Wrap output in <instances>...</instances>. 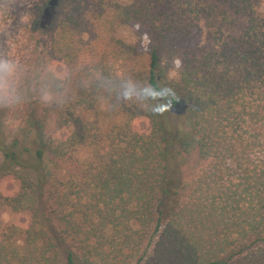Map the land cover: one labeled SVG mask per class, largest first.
<instances>
[{"label":"trees","instance_id":"obj_1","mask_svg":"<svg viewBox=\"0 0 264 264\" xmlns=\"http://www.w3.org/2000/svg\"><path fill=\"white\" fill-rule=\"evenodd\" d=\"M260 5L40 0L34 25L62 75L46 76L55 100L13 130L0 113V185L16 188L0 209L29 215L24 231L0 223V264H264ZM128 27L146 48L119 37ZM142 84L173 90L177 137L164 114L123 99ZM174 151L205 165L172 181Z\"/></svg>","mask_w":264,"mask_h":264},{"label":"rangeland","instance_id":"obj_2","mask_svg":"<svg viewBox=\"0 0 264 264\" xmlns=\"http://www.w3.org/2000/svg\"><path fill=\"white\" fill-rule=\"evenodd\" d=\"M40 0H0V59L14 60L22 66L24 77L23 84L28 91V102L17 110H9L0 106V113L3 115L5 124L13 130L26 110L30 109L34 102H38L42 107H48L55 96L50 92L46 76L52 74L62 75L60 64L50 63V41L49 34L41 32L34 25L33 8ZM121 5H129L131 0H117ZM259 12L264 14V0H260ZM90 2V1H88ZM91 9V5H90ZM87 36L90 37L93 27L91 19L86 20ZM243 22L236 29L243 27ZM119 37L128 44L146 48L148 36L142 28H122L119 30ZM177 62L172 63V69L175 70ZM51 95L54 99L44 102L41 95ZM103 110L104 103L100 106ZM101 110L103 113L104 111ZM181 108H171L167 105L164 112L166 123L169 126L174 137L180 134L181 127L178 115ZM100 118L104 121V115ZM146 130V129H144ZM177 151L173 153V159L170 162L169 178L175 181L178 177H188L193 172H198L204 167L195 152L189 156L179 155ZM78 155L81 158L86 156V151L80 149ZM0 191L3 195H13L16 188L13 184L2 182ZM0 223L4 227H16L24 231L29 223V215L24 212H14L10 208L0 209ZM21 241L22 236H17ZM21 244V242H19Z\"/></svg>","mask_w":264,"mask_h":264},{"label":"clouds","instance_id":"obj_3","mask_svg":"<svg viewBox=\"0 0 264 264\" xmlns=\"http://www.w3.org/2000/svg\"><path fill=\"white\" fill-rule=\"evenodd\" d=\"M24 72L21 65L14 60L0 59V106L17 110L28 102V91L23 84ZM125 101H135L146 107L155 115H163L167 110V101L174 92L167 86L153 87L142 84L139 87L129 85L122 93ZM41 100L54 99L51 95H41Z\"/></svg>","mask_w":264,"mask_h":264}]
</instances>
